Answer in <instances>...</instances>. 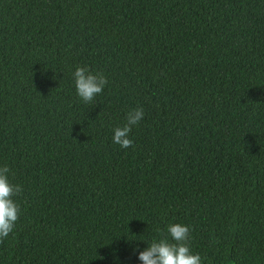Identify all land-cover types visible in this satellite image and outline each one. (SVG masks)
Wrapping results in <instances>:
<instances>
[{"label":"trees","instance_id":"trees-1","mask_svg":"<svg viewBox=\"0 0 264 264\" xmlns=\"http://www.w3.org/2000/svg\"><path fill=\"white\" fill-rule=\"evenodd\" d=\"M78 65L107 78L87 104ZM5 163L0 264H140L169 222L203 264H264V0H0Z\"/></svg>","mask_w":264,"mask_h":264},{"label":"clouds","instance_id":"clouds-1","mask_svg":"<svg viewBox=\"0 0 264 264\" xmlns=\"http://www.w3.org/2000/svg\"><path fill=\"white\" fill-rule=\"evenodd\" d=\"M76 95L87 104L103 91L107 78L102 71L90 70L87 65L76 66L71 73ZM144 117L142 107L130 109L122 126L112 129L111 140L121 148L133 144L131 129L137 126ZM8 165L0 164V238L7 237L14 229L19 216V205L14 197L22 191V186L9 180ZM157 233L165 231L167 236H151L150 239H140L147 243L142 250L133 248L140 264H203L198 252L191 250L189 240L191 228L181 222H169L163 230L157 228ZM113 264H120L119 255H113Z\"/></svg>","mask_w":264,"mask_h":264}]
</instances>
